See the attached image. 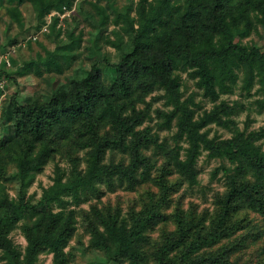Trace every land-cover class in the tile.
I'll return each mask as SVG.
<instances>
[{
  "label": "trees",
  "instance_id": "1",
  "mask_svg": "<svg viewBox=\"0 0 264 264\" xmlns=\"http://www.w3.org/2000/svg\"><path fill=\"white\" fill-rule=\"evenodd\" d=\"M3 1L20 25L19 6L30 2L36 29L51 8L63 11L73 3ZM115 11L112 21L122 22L128 48L119 61L106 60L114 68L111 82L103 80L94 61L47 99L34 95L21 101L14 94L9 100L13 134L0 141V261L39 264L38 255L49 252L54 264L67 263L66 248L81 219L88 246L114 264H253L244 258L248 248L254 264H264V227L251 216L264 217V126L239 127L235 115L247 107L222 98L243 89L256 95L253 102L264 112V50L244 41L264 26V0H138ZM100 12L106 23L108 13ZM57 21L54 16L51 29ZM56 53H38L26 65L39 74L59 73ZM182 72L211 101L210 108L196 113L192 97H184L181 89ZM0 75L9 73L1 67ZM148 96L164 98V106L152 111ZM210 124L230 135L210 136ZM173 126L175 145L160 137ZM181 139L186 145L178 143ZM202 151L228 161L219 167L225 188L213 194L211 211L195 205L168 211L180 187L197 182ZM112 152L121 159H108ZM57 155L69 161V168L56 164L40 197L27 196L35 175ZM9 166L20 180L15 197L1 181ZM117 185L137 191L125 214L100 199L102 186L113 191ZM81 201H90L89 206L79 207ZM20 221L24 250L10 237Z\"/></svg>",
  "mask_w": 264,
  "mask_h": 264
},
{
  "label": "rangeland",
  "instance_id": "2",
  "mask_svg": "<svg viewBox=\"0 0 264 264\" xmlns=\"http://www.w3.org/2000/svg\"><path fill=\"white\" fill-rule=\"evenodd\" d=\"M129 1L138 2V0H73L70 7H63V11L51 8L43 17L45 22L36 29V11L30 2H22L19 6L23 15V25H20L7 14L6 1L0 2V69L1 67L9 73V76L0 75V111H4L0 117V141L8 140L13 134L12 124L10 123L11 110L9 100L16 94L18 100L23 101L29 96H40L47 99L53 90L60 85L68 84L74 77L82 74L83 70L90 68L96 61L102 70V78L105 82H111L114 77V68L107 64L119 61L121 54L128 48V35L120 25L112 21L115 9L124 10ZM100 8L108 13V20L103 23ZM134 14V10L131 12ZM54 16H58L55 28L51 29L50 24ZM46 27V29H44ZM73 33L71 36L70 34ZM74 36V37H73ZM244 41L254 44V46L264 50V26H260L258 31H254ZM49 50H53L59 59V64L63 69L57 73L55 71L47 72L44 70L39 74L33 66L26 65L31 59H35L40 53L45 56ZM107 60V61H106ZM21 69H26L25 74H21ZM256 87V86H255ZM255 87L252 89L254 91ZM184 97L191 96L193 108L196 113L204 108H210L212 103L202 95L201 90L196 86L193 80L182 72V86ZM156 92L154 94H157ZM256 95L249 96L243 89H237L231 95H223L229 101L234 99L242 102L247 108H244L235 119L239 127L248 125L250 129H257L264 126V112H259L256 104L253 102ZM147 100L152 101V111L157 106H164V98L158 96ZM153 114L155 112H152ZM249 122L247 123V119ZM156 121L154 118L150 124ZM209 135L228 136L230 132L216 124H210ZM175 127L172 129L160 131V137H165L171 145H175L173 136ZM264 148V138L262 139ZM179 144L186 145L184 139L178 141ZM83 152H81V155ZM122 155L120 153H110L108 159L117 161ZM161 160H158L160 163ZM56 164L62 168L68 169L69 161L61 158L59 155L54 160L49 161L42 172L37 173L34 179L27 187L26 195L36 200L42 193V188L52 183L54 169ZM222 164L228 165V161L220 158H210L206 151H202L196 163L197 182L193 185L185 183L180 190L173 196V206L168 208L171 211L176 205L182 208H189L195 205L198 211L207 207L210 211L214 205L212 203L213 194L216 191H222L225 188L224 171L219 168ZM14 169L8 167V174L1 179L6 191L11 197H15L20 190V180L12 175ZM146 187V186H144ZM104 194L100 197L102 202L110 201L114 206L121 208L122 213H127L132 204V199L137 195V191L127 189L123 185H117L115 190L108 191L102 186ZM91 201H95L92 199ZM90 201H81L79 207L87 208ZM264 227V217L258 214H251ZM20 221L18 226L10 232L13 242L24 250L26 239L21 229ZM169 225V228H172ZM158 231L153 232L156 237ZM262 240V239H261ZM261 240L257 243L260 244ZM89 235L85 232L81 219L78 222V229L69 245L66 248L69 251V261L65 264H114L110 262L107 256L99 250L91 249L88 246ZM256 244L250 246L253 247ZM252 248H248V250ZM245 253L244 258H252L253 264L255 257H250V252ZM39 264H54L53 254L43 252L38 255ZM0 264H3L0 261ZM128 264V263H123Z\"/></svg>",
  "mask_w": 264,
  "mask_h": 264
},
{
  "label": "built area",
  "instance_id": "3",
  "mask_svg": "<svg viewBox=\"0 0 264 264\" xmlns=\"http://www.w3.org/2000/svg\"><path fill=\"white\" fill-rule=\"evenodd\" d=\"M44 29H46V27Z\"/></svg>",
  "mask_w": 264,
  "mask_h": 264
}]
</instances>
